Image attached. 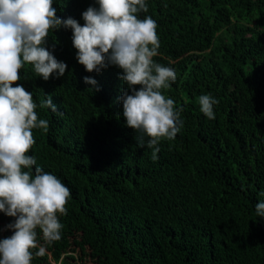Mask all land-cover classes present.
<instances>
[{"label": "trees", "instance_id": "1", "mask_svg": "<svg viewBox=\"0 0 264 264\" xmlns=\"http://www.w3.org/2000/svg\"><path fill=\"white\" fill-rule=\"evenodd\" d=\"M146 4L141 18L158 25L154 61L176 72L162 94L183 122L174 140H161L156 160L123 119L122 70L87 72L71 29L51 30L46 42L67 64L63 77L44 81L31 65L20 71L38 118L49 122L47 131L33 129L29 155L71 191L58 216L61 239L31 264H264V217L255 208L264 201V0ZM53 6L83 26L82 14L98 4ZM85 76L100 90H89ZM201 95L219 101L215 119L200 111ZM48 96L56 112L39 107ZM13 222L0 212V229ZM10 235L0 231V240Z\"/></svg>", "mask_w": 264, "mask_h": 264}, {"label": "clouds", "instance_id": "2", "mask_svg": "<svg viewBox=\"0 0 264 264\" xmlns=\"http://www.w3.org/2000/svg\"><path fill=\"white\" fill-rule=\"evenodd\" d=\"M96 3L98 7L82 14L85 23L81 26L74 18H59L53 0H0V212L14 218L0 229L12 232L0 240V264H31L34 255L43 257L45 245L61 239L63 225L58 216L66 214L71 197L70 189L36 166V158L29 155L36 143L33 129L47 131L49 122L38 118L32 93L19 83L25 65H31L44 81L54 74L57 78L65 75L67 64L46 47L51 30L61 26L72 30L76 59L87 72L100 73L109 66L122 70L123 119L140 134L136 140L141 148L147 137L153 160L161 140H174L183 127L182 109L162 94V89L175 82L176 72L154 61L160 47L158 25L151 16H140L148 12L146 0ZM83 82L92 86L89 90H100L89 76ZM198 102L200 111L215 119L214 105L219 101L201 95ZM39 107L57 111L51 96ZM255 208L264 217V201Z\"/></svg>", "mask_w": 264, "mask_h": 264}]
</instances>
